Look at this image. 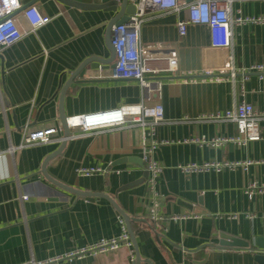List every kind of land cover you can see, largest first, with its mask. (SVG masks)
<instances>
[{
	"label": "crops",
	"instance_id": "0c3cea01",
	"mask_svg": "<svg viewBox=\"0 0 264 264\" xmlns=\"http://www.w3.org/2000/svg\"><path fill=\"white\" fill-rule=\"evenodd\" d=\"M30 1L50 21L29 31L19 18L23 36L0 51V264L49 260L119 234L118 214L107 199L76 195L42 174L44 160L59 148V156L45 166L46 175L67 188L111 197L131 219L140 264H261L255 259L254 243L264 237V191L255 189L249 197L245 189L249 184L264 185V118L258 126L261 138L244 145L229 141L206 146L189 140L235 136L233 122L213 116L242 101L264 113V73L250 70L253 64L264 63V0H233L235 22L228 50L211 46L207 25H189L180 36L176 21L186 18V11L145 16L140 41L172 46L178 54L175 71L164 70L163 58L148 64L160 70L163 86L159 96L152 94L144 103L161 104L165 121L157 126L154 138L167 141L153 154L163 166L155 195L146 185L138 128L115 126L82 135L69 129L70 135L64 137L60 127L63 88L66 117L142 102L137 81L112 78L113 67L105 64H86L83 75L70 82L85 61L111 56L107 24L116 13L84 7L100 0H21L23 5ZM227 52L233 56V77L220 71ZM24 126L59 129L48 143L9 152L10 146L20 144ZM213 160L251 163L191 174L177 167ZM91 166L106 171L77 174L79 167ZM25 195L27 199H22ZM154 198L163 216L156 223L148 219ZM189 213L197 217L170 218ZM222 232L250 242L249 247L220 246ZM54 264L132 262L129 249L121 247L61 258Z\"/></svg>",
	"mask_w": 264,
	"mask_h": 264
},
{
	"label": "built area",
	"instance_id": "2783aa9c",
	"mask_svg": "<svg viewBox=\"0 0 264 264\" xmlns=\"http://www.w3.org/2000/svg\"><path fill=\"white\" fill-rule=\"evenodd\" d=\"M134 7V13L129 15L127 21L119 26L111 27V43L115 50L114 65L111 70L112 78L133 79L137 81L142 102L137 104H123L116 108L100 110L80 115L66 117V125L69 129H78L76 135L87 132L101 130L118 126L120 128H138L141 134V150L143 167L147 172L146 185L153 195L156 194L155 186L157 177L163 170V166L154 158V150L161 143L154 138L157 126L165 121L161 104L146 105L144 102L150 99L152 94H161L163 81L158 77L160 70L151 68L148 64L154 59L163 58L166 61V71H175L177 68L178 54L176 48L172 46L145 45L140 41V29L149 12H173L179 14L186 11V18L177 19L176 27L180 36L185 35L189 25H207L211 34V46L228 50L232 44V26L234 18L231 15V5L233 0H127ZM19 18H22L28 25V30L45 25L50 21V17L43 15L36 6H24L21 0H0V51L3 47L9 46L19 40L25 31L19 26ZM221 72H229L233 77L235 68L233 56L227 52ZM250 70L264 73V63L253 64ZM264 118V113L257 112L252 104L242 101L223 113L213 116L215 120L230 121L236 125L237 134L230 137L206 138L200 136L190 139L199 145L219 146L225 142H235L238 145L247 144L250 141L259 140V121ZM61 127V126H60ZM59 128L47 127L30 130L22 128L21 142L17 147L8 148L9 152L25 146L34 144H44L54 140V136ZM251 161H204L201 163L190 162L179 164L177 167L184 174L220 171L224 168L234 169L237 166L245 167ZM77 174L80 176H90L95 173H103L105 168L100 166L79 167ZM255 189L264 191L263 186L249 184L245 191L249 197ZM27 199V196H22ZM158 201L154 198L149 209V220L156 223L163 219L157 211ZM197 217V214L189 213L183 215H173L170 218L185 219ZM120 232L111 238H102L92 244L82 248L72 250L63 256H57L49 260L37 261L28 260L20 264H54L61 258H81L85 255H97L116 251L121 247L129 249V261H134L133 244L124 222L118 215Z\"/></svg>",
	"mask_w": 264,
	"mask_h": 264
},
{
	"label": "water",
	"instance_id": "95a60500",
	"mask_svg": "<svg viewBox=\"0 0 264 264\" xmlns=\"http://www.w3.org/2000/svg\"><path fill=\"white\" fill-rule=\"evenodd\" d=\"M60 1L69 3L70 1H73V0H60ZM100 1H101L100 3L84 4V7L105 8L106 10H112L113 12L116 13L115 16L107 24V39H108V47L110 49L111 56L106 60H100L98 58H91L90 60L85 61L83 65L73 75H71L70 82L75 78V76L83 75L84 68L86 64L88 63H90L92 67H98L100 64L108 65L104 67H113L114 65L113 60L115 58V50H114V46L111 43V27L112 25H115V26L121 25L123 22L128 20L130 14L134 13L133 5H130L127 0H100ZM32 3L33 1H30L24 4V6L31 5ZM76 3H79V2H76ZM125 11H127V13L129 14L126 15ZM64 91L65 90L63 88L61 91V95L59 97V120H60L61 129L63 130L64 137H68L70 135V130L66 125V116L63 113V109H62V98L64 95ZM63 143H64V140H63ZM60 152H61V149L59 148L44 160L42 167H41L42 174L53 184L61 188H64L67 191L75 193L76 195L85 197L87 199H93L94 197H103L107 199L113 205L117 214L121 216L124 219V222L126 223V226H127V229L130 235V239L135 249V259L132 262V264H140L141 260H140V257L137 251L134 233L130 225L131 219L129 218L127 214H125V212L117 205V203L111 197H109L107 194H104L103 192H89V191H82V190L67 188L65 186H62L61 184H58L57 182H54L51 178H49L46 175V171H45L46 164L52 159H56L59 156ZM122 160H125V159H122ZM145 173L147 174V172ZM219 245L220 246L249 247L250 242L222 232L220 234ZM254 245H255L254 250L258 251V253L255 255V259L261 264H264V237L263 236L257 237L255 239ZM144 264H149V262H145Z\"/></svg>",
	"mask_w": 264,
	"mask_h": 264
}]
</instances>
